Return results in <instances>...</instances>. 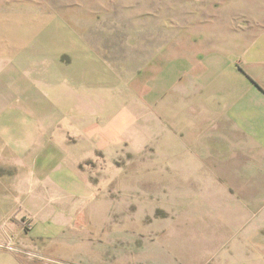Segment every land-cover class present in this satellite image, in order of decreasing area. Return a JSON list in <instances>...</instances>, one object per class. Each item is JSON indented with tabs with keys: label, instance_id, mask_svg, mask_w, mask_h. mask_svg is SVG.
<instances>
[{
	"label": "crops",
	"instance_id": "0c3cea01",
	"mask_svg": "<svg viewBox=\"0 0 264 264\" xmlns=\"http://www.w3.org/2000/svg\"><path fill=\"white\" fill-rule=\"evenodd\" d=\"M8 5L0 3V99L11 100L0 106V264H162L140 255L146 238L125 243L115 223L99 239L88 231L98 228L89 214L128 116L147 143L161 130L181 142L185 151L168 164L210 165L219 181L227 172L232 225L245 231L233 256L264 264V4L256 13L229 7L226 17L217 9L210 43L195 23L175 40L155 38L147 56L115 31L107 44L91 23L77 31L75 18ZM123 57L136 68L126 83L137 110L128 116Z\"/></svg>",
	"mask_w": 264,
	"mask_h": 264
},
{
	"label": "rangeland",
	"instance_id": "374dc122",
	"mask_svg": "<svg viewBox=\"0 0 264 264\" xmlns=\"http://www.w3.org/2000/svg\"><path fill=\"white\" fill-rule=\"evenodd\" d=\"M0 3L3 7H10V3L42 6L45 15L75 18L72 25L76 24L77 31L84 28L85 22L91 23L92 30L107 44L112 42L110 35L115 31L124 47L143 48V55L147 56L152 53L155 38L167 34L175 40L180 30L195 23L203 26L198 31L207 34L205 40L210 43L212 18L219 9V14L225 17L233 6L237 11L256 13L264 0H0ZM128 55L127 52L125 56ZM122 62L117 71L123 74L124 89L119 93L124 100L122 112L128 116V112L137 110V93L126 83L136 68L130 57L128 60L123 57ZM9 97L10 94L4 95L0 106L10 104ZM113 102L108 99L107 107L102 106L101 110L112 108ZM130 121L129 116L124 117V124L129 127L125 128L117 156L104 161L105 195L95 200L89 214L98 227L88 229L92 238L106 236L117 225L125 243L138 236L146 238L150 250L140 255L157 263L238 264L233 256L234 247L244 240L245 231L232 225L234 216L229 210L231 198L227 193L231 182L226 180L227 172L219 181L218 176L210 173V165H192L188 166L190 170H184L179 164H168L185 151L179 140L171 139L174 134L161 130L147 143L130 126ZM123 248L131 258L133 246L124 244Z\"/></svg>",
	"mask_w": 264,
	"mask_h": 264
},
{
	"label": "built area",
	"instance_id": "2783aa9c",
	"mask_svg": "<svg viewBox=\"0 0 264 264\" xmlns=\"http://www.w3.org/2000/svg\"><path fill=\"white\" fill-rule=\"evenodd\" d=\"M20 221H21L22 226L26 230L31 229L33 224H34V219H33L32 215L28 214L26 212L21 216Z\"/></svg>",
	"mask_w": 264,
	"mask_h": 264
}]
</instances>
